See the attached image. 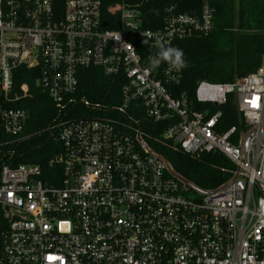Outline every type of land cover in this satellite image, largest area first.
<instances>
[{"label":"built area","instance_id":"built-area-1","mask_svg":"<svg viewBox=\"0 0 264 264\" xmlns=\"http://www.w3.org/2000/svg\"><path fill=\"white\" fill-rule=\"evenodd\" d=\"M102 6L0 0V264H264V63L233 83L200 82L197 109L186 93L174 96L182 69H151L148 58L212 34L214 0H203L199 16L170 15L158 30L122 1L108 8L118 28L103 29ZM88 67L125 78L120 104L58 122L62 153L49 175L40 165L4 163L31 136L19 105L33 93L16 85L18 70L36 71V87L63 111ZM231 97L244 127L223 130ZM142 121L168 128L152 136ZM151 140L196 158L218 153L231 177L204 191Z\"/></svg>","mask_w":264,"mask_h":264},{"label":"trees","instance_id":"trees-1","mask_svg":"<svg viewBox=\"0 0 264 264\" xmlns=\"http://www.w3.org/2000/svg\"><path fill=\"white\" fill-rule=\"evenodd\" d=\"M122 1L135 7L146 29H161L170 15L199 16L203 0H103V29H117L111 23L109 6ZM215 30L208 36H197L175 42L172 47L183 50L187 67L182 68L180 82L173 87L174 96L186 93L195 105L196 90L202 81L215 84L233 83L255 73L264 63V2L263 0H214ZM37 72L20 68L15 83H27L33 97L19 106L28 111L26 125L29 138L14 145L16 153L6 156L4 163L40 165L49 175L50 161L62 153V145L55 139L57 123L67 119H82L100 116L106 108L121 102V91L126 80L121 75L109 77L101 68L88 67L79 70V86L72 96L74 102L60 111L53 101L36 87ZM89 103V106L85 105ZM99 105V109L96 107ZM216 111L217 108H211ZM222 129L244 127V119L237 112L234 98L221 108ZM142 128L152 136H158L167 128V123L153 124L142 121ZM153 149L162 155L173 168L204 191L214 190L230 179L222 168L232 170V164L218 153L204 154L201 158L184 154L180 149L162 146L150 141ZM3 222L0 212V224Z\"/></svg>","mask_w":264,"mask_h":264},{"label":"clouds","instance_id":"clouds-1","mask_svg":"<svg viewBox=\"0 0 264 264\" xmlns=\"http://www.w3.org/2000/svg\"><path fill=\"white\" fill-rule=\"evenodd\" d=\"M148 60L151 69H156L161 64H168L176 71L187 67L183 50L172 46L161 47L154 56H149Z\"/></svg>","mask_w":264,"mask_h":264}]
</instances>
